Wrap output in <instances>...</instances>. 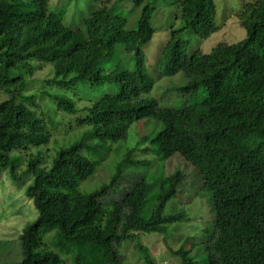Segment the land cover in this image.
Returning <instances> with one entry per match:
<instances>
[{
	"label": "trees",
	"instance_id": "trees-1",
	"mask_svg": "<svg viewBox=\"0 0 264 264\" xmlns=\"http://www.w3.org/2000/svg\"><path fill=\"white\" fill-rule=\"evenodd\" d=\"M122 1L0 0V174L15 183L31 176L26 196L37 218L19 237L21 259L14 264H124L119 249L139 235L162 234L182 213L165 215L184 174L148 181L141 175L119 202L105 197L131 169H156L179 156L193 167L210 194L213 226L203 264H264V0L243 4L238 22L245 38L204 43L218 31L214 0ZM81 4H83L81 7ZM121 8V9H120ZM160 9L168 39L157 56L158 73H181L185 84L177 107H161L152 96L155 79L144 48L159 30ZM168 14V13H167ZM169 17V18H168ZM37 64L49 65L57 111L76 118L67 131L77 139L58 148L48 166L42 152L58 145L55 122L37 99L27 95ZM68 91L64 96L60 91ZM74 98L90 106L77 109ZM156 122L160 131L127 149L110 181L91 193L80 186L102 165L112 146L124 142L134 123ZM68 133V132H67ZM151 156L136 160L135 154ZM21 170V172H19ZM146 264L148 250L136 242ZM191 239L174 254L180 264H196Z\"/></svg>",
	"mask_w": 264,
	"mask_h": 264
},
{
	"label": "rangeland",
	"instance_id": "rangeland-1",
	"mask_svg": "<svg viewBox=\"0 0 264 264\" xmlns=\"http://www.w3.org/2000/svg\"><path fill=\"white\" fill-rule=\"evenodd\" d=\"M112 1L111 7L118 0ZM252 1L254 0H214L218 31L204 43V48L207 51L211 47L216 46V44H235L245 38V31L240 26L237 16L241 12L243 4ZM59 2L60 0H50L52 6H56ZM82 5L81 7H83ZM121 8L128 13H133L136 10L130 0L122 1ZM167 15L170 16L173 13L168 12L166 9H160L155 14L152 25L156 30H159L144 50L149 56L147 62L148 71L152 78L155 79L152 96L161 107H178L183 100V96L180 91L175 89L185 84L183 75L178 73L171 77H161L157 66V56L168 39L166 31L161 29L167 26ZM52 78L53 72L49 65L37 64L29 75V83L26 89L27 95L45 92L46 94L37 99V103L44 108L46 113L53 117L55 122H61L65 125V127L57 128V146L51 143L47 147L31 151L33 155L38 151L42 152L45 161L44 166H48L51 157L58 148L67 146V144L79 137L80 130H66L68 129L69 121L73 125L76 118L84 117L82 114L68 117L63 112L56 110L57 107L52 95L58 89L47 84ZM60 92L64 96L71 95L65 90ZM5 98V95L0 94V103ZM73 100L77 109H82L91 104L90 101L87 102L80 98H74ZM143 123H134L128 130L126 140L111 147L96 173L80 186L81 193H91L103 183L107 184L114 173L115 165L122 159L126 150L135 148V146L141 144L144 136H152L161 129V125L156 122L146 125ZM138 148L141 149L143 146L140 145ZM134 158L139 161H150L153 159L151 156L142 155L138 152ZM144 169L143 167L126 172L123 178L115 185V188L101 199V202L110 205L121 201L134 185L140 181L141 175L147 172H149V182L156 177L181 172L184 174L185 180L180 187L177 198L168 202L164 214L182 213L184 217L182 221L169 225L162 234H142L133 241L124 242L119 249V254L124 264H146L140 252L135 248L136 242L141 243L148 250L154 264H180V260L174 254L180 249L184 241L188 239H191L193 244L191 256L195 258V263H205L207 256L206 252L203 251L201 241L206 240L211 231L213 213L211 211L210 194L202 189V182L195 169L179 156H174L156 169ZM31 181L32 177L27 176L23 177L20 183H15L11 180L7 171L0 174V264H14L21 259L19 237L25 226L37 218L34 205L26 196V190Z\"/></svg>",
	"mask_w": 264,
	"mask_h": 264
}]
</instances>
